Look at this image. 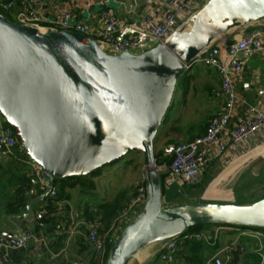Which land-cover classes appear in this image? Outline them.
Returning <instances> with one entry per match:
<instances>
[{"label":"water","instance_id":"obj_1","mask_svg":"<svg viewBox=\"0 0 264 264\" xmlns=\"http://www.w3.org/2000/svg\"><path fill=\"white\" fill-rule=\"evenodd\" d=\"M145 2L125 0L118 13L139 19ZM167 43L135 54L109 53L95 37L75 30L41 31L0 11V113L23 153L42 169L48 185L31 198L35 217L58 179L87 176L130 152L148 167V200L110 248L107 264H130L150 244L204 224L264 228V199L249 203L163 205L154 141L183 72L206 47L235 30L264 21V0H208ZM37 222V220H34ZM19 230H0L4 243ZM234 264V263H230Z\"/></svg>","mask_w":264,"mask_h":264},{"label":"built area","instance_id":"obj_2","mask_svg":"<svg viewBox=\"0 0 264 264\" xmlns=\"http://www.w3.org/2000/svg\"><path fill=\"white\" fill-rule=\"evenodd\" d=\"M65 1L69 8L58 14L50 27L43 25L39 10L44 0H0V8L13 13L12 20L19 24L41 31L75 30L95 37L99 45L109 53L128 50L139 54L159 43H167L178 31L189 28L192 25V16L208 0H146L145 15L132 22H121L113 9L106 8L97 15L99 27L96 30L91 24L76 20L77 13L73 8L79 0ZM255 54L264 56V34L245 35L230 43L218 39L193 60L203 62L217 71L220 84L213 90V95L222 100V107L210 118L204 133L165 146V161L156 165L157 171L164 175V186L172 182L189 186L199 185L203 181L204 173L216 160L226 156L232 146L243 144L264 129V106L261 104H252L247 115L235 120L243 104L235 80L242 75L246 61ZM16 150L23 152L14 129L0 113V156L5 160L10 159ZM24 156L27 180L21 187L24 195L33 198L44 191L48 183L42 176L41 167L27 155ZM147 200L148 184L143 182L138 184L130 201L124 204L104 232L100 230L98 221L86 219L80 211L71 212L69 218H63L62 226L67 233H81L85 236L88 246L85 253L91 254L93 259L83 264H107L109 247L118 240L125 226L144 208ZM51 201L54 202L55 209L59 208L61 211H65L64 207L68 205L66 200L59 199V190L54 186L49 195L38 203L35 209L37 220H42L48 213ZM93 211L97 212L95 208ZM19 236L18 246L24 250L30 248L32 240H39L42 244L47 241L43 234H36L31 230L23 229ZM188 238L201 241L204 234L186 232L161 241L159 251L162 264H172L171 252L182 243V239ZM38 255L41 256L40 253ZM7 262L8 257L2 255L0 264ZM209 264L224 262L215 257Z\"/></svg>","mask_w":264,"mask_h":264},{"label":"crops","instance_id":"obj_3","mask_svg":"<svg viewBox=\"0 0 264 264\" xmlns=\"http://www.w3.org/2000/svg\"><path fill=\"white\" fill-rule=\"evenodd\" d=\"M124 1L79 0L73 9L77 13V21H85L96 30L99 27L97 20L98 11L102 8L113 9L121 22L137 21V19H134L135 13L133 16H121L118 13V6ZM141 1L146 3V0ZM98 7L99 9L97 10ZM68 8L69 4L65 0H44L39 7L43 17V25L52 26L58 14ZM142 10L144 12L145 8ZM141 17L142 15L139 19ZM253 33L264 34V21L239 28L231 34L220 38L219 41L230 43L234 39ZM207 72L210 75L204 76L202 81L204 83L210 82L209 86H211L209 89L214 110L210 116L211 118L221 109L222 100L215 98L213 95V90L220 84L217 71L212 67H208ZM235 83L238 94L243 101L235 117V120H237L247 115L248 108L252 104L264 106V56L261 54L251 56L246 61L242 75L236 78ZM206 127L207 125L202 132L205 131ZM263 148L264 129L243 144L232 146L226 156L216 160L209 170L204 173L203 181L200 183L203 185L202 189L186 193L188 198L185 202L236 203V188L244 192L248 186L247 182L241 178L245 172V164L251 159L260 157L259 151L263 150ZM254 152L258 153L249 156ZM24 159V153L19 150H16L12 157L7 160L0 156V230H19L13 224L15 222L24 230L43 234L47 241L46 244H42L39 240H32L30 248L24 250L18 245H13L11 241L4 243L6 238L0 235V258L5 254L8 257L6 264H83L91 261L93 259L92 255H86L85 253L88 246H86L84 234L76 233L70 235L67 233L62 226L63 218L70 217L71 212L80 211L86 219L98 221L100 225L102 224L100 226L102 232L106 231L111 223L107 225L108 222L105 221V217L108 214L107 207L113 204L112 199L114 196L110 193L111 189L115 187L114 182L116 179H102L101 177L95 179L93 177L91 180L93 188L86 191L84 188H77V185L67 188L68 197L60 199L66 200L68 204L64 207L65 211L56 208L49 215V220L46 218V222H40L35 217L30 220L13 219L12 222L9 220L10 215L26 212L25 207L20 213H9V206L15 202L21 184L27 180V167L24 164ZM129 171L130 169L124 167L120 171L121 173L119 172L117 181L126 177ZM231 183L233 184L231 185ZM174 184L178 185V187L186 185L172 182L167 186H163V205L166 207L185 204L181 203L178 196H174V194L172 196L166 192ZM76 193H78L77 199L74 196ZM79 193L82 196H79ZM81 198L84 201H80ZM30 199H28V202ZM121 203L120 208L126 201ZM94 208L97 212L93 211ZM61 214L64 215L61 216ZM115 216L116 214L110 220L112 221ZM34 220H37V222H34ZM38 224L39 227L37 228ZM84 227H82L83 231H85ZM188 233L194 234L193 232ZM195 233H203L204 238L201 241L195 238L182 239L180 244L182 246L171 252L172 264H209L215 257L221 258L224 264H230L231 262L234 264H264V230L262 229L245 228L239 225L210 224L196 230ZM160 248V242L148 245L140 250V256H136L130 264H162Z\"/></svg>","mask_w":264,"mask_h":264},{"label":"rangeland","instance_id":"obj_4","mask_svg":"<svg viewBox=\"0 0 264 264\" xmlns=\"http://www.w3.org/2000/svg\"><path fill=\"white\" fill-rule=\"evenodd\" d=\"M98 9L99 7L97 10ZM103 9L106 8H102L98 11V13H100ZM0 11L2 13L4 12L1 9ZM10 14L13 19L14 14ZM208 67L209 66L203 62L191 61L190 67L186 69L179 78L171 105L167 110V113L162 121V125L160 126L154 141L156 154L158 152H163L167 144L192 139L197 134L201 133L207 125V122L214 111L212 106L213 101L210 95L211 91L209 89L211 88V86H209L210 82L204 83L202 81L204 76L210 75V73L207 72ZM204 132L205 131L202 133ZM259 152L260 157L251 159L245 164V172L241 178L247 182L248 186L244 192L243 190L236 188L237 193L235 202L237 204H249L264 199V181L257 182L256 180L264 173V148ZM257 153L258 152H254L249 156L256 155ZM124 167L130 169L129 174L122 178V180L117 181L119 178V172ZM149 170L150 168L145 163L143 152L136 151L130 152L120 159L98 168L87 176H73L72 179L76 180L74 183H76L75 186L77 185V188H84L86 191L93 188V185L91 184L93 177L95 179L100 177L102 179L115 178V187L114 189H111L110 194L114 196L112 199L113 204L120 205L122 204V201H130L132 195H134L136 192L138 184L143 182L148 184ZM68 178L69 177L58 179L55 182V186L59 190V197H62V199L68 197L67 188H69V186H64L65 183L67 184V182L71 180ZM232 184L233 183H231V185ZM202 187L203 185L201 184H199L197 187H192L189 185L178 187V185L174 184L166 192L169 195L174 194V196H178V199L180 198L181 203H186L185 201L188 198L186 193L188 191L192 192L193 190H200ZM108 192L110 191L108 190ZM74 196L77 199L78 193H76ZM79 196H82V194L79 193ZM82 199L83 198H81L80 201H84ZM37 206L38 204L35 207L37 208ZM123 206L118 210V212H120ZM207 225L210 224H204L199 227L192 228L189 231L195 233L196 230H199L200 228H203ZM180 244L178 247L182 246Z\"/></svg>","mask_w":264,"mask_h":264},{"label":"trees","instance_id":"obj_5","mask_svg":"<svg viewBox=\"0 0 264 264\" xmlns=\"http://www.w3.org/2000/svg\"><path fill=\"white\" fill-rule=\"evenodd\" d=\"M2 11H4L3 12V14L7 17V18H9V19H11L12 20V17H11V14H10V12L8 11H6V10H3L2 8H0ZM207 126H208V124H207ZM207 128V127H206ZM175 143V142H174ZM165 161V157H164V155H163V152H161V153H157L156 154V163L158 164V165H160V164H162L163 162ZM160 176H161V180H162V184L164 183V175L163 174H160ZM68 179H71V180H73L72 179V177H69ZM71 180H69V182H67V184L65 183L64 184V186L66 187V186H69V187H72V186H75V184L76 183H74V181H76V180H73V181H71ZM257 180V182H263L264 181V173H263V175L262 176H260L259 178H257L256 179ZM82 183V182H81ZM22 184H24V182L22 183ZM21 184V185H22ZM91 184L93 185V183L91 182ZM163 186H164V184H163ZM59 196H60V194H59ZM28 199L29 198H27L26 197V195H24V192H23V189H22V187L20 186V188H19V190H18V192H17V195H16V198H15V202L13 203V204H11L10 206H9V213H20L22 210H24L25 209V207H26V205H27V202H28ZM59 199H62V197H59ZM104 208H106V207H104ZM119 208H120V205H117V204H110L109 205V207H107V213L108 214H106V217H105V221H107L108 222V224L107 225H109V223H111L112 221L110 220L112 217H113V215H117L119 212H118V210H119ZM53 211H55V205H54V203H53V201H51V205L49 206V209H48V213L44 216V218L42 219V220H40V222H46L47 221V219L46 218H48V220H49V215L51 214V213H53ZM118 212V213H117ZM201 226V225H200ZM242 227H245V228H253V229H262V230H264V228H260V227H250V226H244V225H241ZM39 227V224L37 225V228ZM196 227H199V226H196ZM195 228V227H194ZM187 232H191V231H187ZM112 246H110L109 247V251H110V248H111Z\"/></svg>","mask_w":264,"mask_h":264},{"label":"bare ground","instance_id":"obj_6","mask_svg":"<svg viewBox=\"0 0 264 264\" xmlns=\"http://www.w3.org/2000/svg\"><path fill=\"white\" fill-rule=\"evenodd\" d=\"M186 67H187V68H189V67H190V65L186 64ZM149 168L151 169L152 167L150 166ZM145 250H146V249H145ZM139 252H140V251H139ZM139 252L137 253V255H136V256H140V253H139ZM145 252H146V251H145ZM141 254H142V252H141ZM141 259H142V258H141Z\"/></svg>","mask_w":264,"mask_h":264}]
</instances>
